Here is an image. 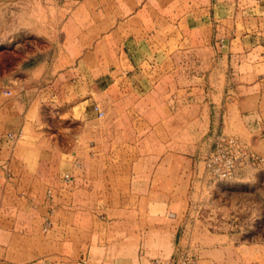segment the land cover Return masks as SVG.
<instances>
[{"label":"crops","instance_id":"0c3cea01","mask_svg":"<svg viewBox=\"0 0 264 264\" xmlns=\"http://www.w3.org/2000/svg\"><path fill=\"white\" fill-rule=\"evenodd\" d=\"M10 7L0 264H264V162L203 164L219 133L264 158V0Z\"/></svg>","mask_w":264,"mask_h":264},{"label":"built area","instance_id":"2783aa9c","mask_svg":"<svg viewBox=\"0 0 264 264\" xmlns=\"http://www.w3.org/2000/svg\"><path fill=\"white\" fill-rule=\"evenodd\" d=\"M5 94L10 95V91H5ZM94 110H98L95 106ZM9 140H14L19 137L12 133H7ZM258 165L264 162V158L254 154L249 146L241 141L233 134L219 133L215 136L211 149L204 157L205 169L219 181H229L234 178L236 170L246 163ZM70 179L68 174L64 175V180L67 182ZM47 198H51L52 189L46 190ZM54 208L50 207L48 215L43 219L42 230L46 232L51 226L50 215ZM197 258L193 253L185 251L178 257L170 259L167 262H160V264H196Z\"/></svg>","mask_w":264,"mask_h":264},{"label":"rangeland","instance_id":"374dc122","mask_svg":"<svg viewBox=\"0 0 264 264\" xmlns=\"http://www.w3.org/2000/svg\"><path fill=\"white\" fill-rule=\"evenodd\" d=\"M14 10V7L2 9L0 14V36H6V33L9 30H13V28L15 27V25L12 24L14 21ZM15 47H17V39H0V78L1 75L4 73L5 69L12 65L15 60L13 54L6 51L9 49H15ZM185 251L195 254L193 250L188 248L183 250L182 253H184Z\"/></svg>","mask_w":264,"mask_h":264}]
</instances>
